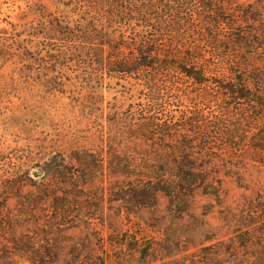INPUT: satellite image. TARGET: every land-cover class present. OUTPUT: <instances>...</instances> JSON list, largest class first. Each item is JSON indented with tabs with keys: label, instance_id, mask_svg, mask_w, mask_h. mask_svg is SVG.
<instances>
[{
	"label": "rangeland",
	"instance_id": "obj_1",
	"mask_svg": "<svg viewBox=\"0 0 264 264\" xmlns=\"http://www.w3.org/2000/svg\"><path fill=\"white\" fill-rule=\"evenodd\" d=\"M193 6L190 0L183 7V17L189 16ZM151 17L147 33L139 30L140 17L130 24L116 23L111 29L119 35L129 30L132 39L155 35L160 29L166 35L173 17L155 11ZM109 23L85 0H0V181L19 176L53 153L67 155L79 147L97 149L106 137L138 119L172 120V111L178 107L185 109L182 119L206 123L215 141L212 157H225L219 150L223 142L236 145L225 134L240 119L234 111L224 112L226 102L194 96L180 99L171 94L173 86L162 76L155 89H147L135 79H109L88 62L82 55L86 45L80 37L88 26L102 28ZM194 40L182 33L178 43L185 46ZM169 74L172 79L176 73ZM189 86L183 81L182 91ZM87 92L103 99H87ZM254 126L251 120L240 126L241 140L255 136ZM115 141L128 150L136 149L138 143L134 145L122 135L115 136ZM237 150L225 152L240 160L226 159L213 166L218 197L197 195L189 213L173 214L162 196L153 208L129 215L117 202L105 199L104 225L95 221L99 227L94 228L96 239L92 241L107 253V264H131L135 261L131 251L138 246L148 249V264H264V150H254L246 142ZM33 183L25 181L20 198L0 193V264H23L20 249L34 241L42 221L52 216L51 204L41 198ZM30 210L41 223L38 227L21 224L31 218L34 221L33 216L25 218ZM87 213L100 214L95 208ZM78 231L71 235L88 234L85 229ZM69 235L60 236L62 243ZM21 238L27 243L19 247L13 241ZM67 245L62 244L61 254L55 256L53 240L45 261L72 259Z\"/></svg>",
	"mask_w": 264,
	"mask_h": 264
},
{
	"label": "trees",
	"instance_id": "obj_2",
	"mask_svg": "<svg viewBox=\"0 0 264 264\" xmlns=\"http://www.w3.org/2000/svg\"><path fill=\"white\" fill-rule=\"evenodd\" d=\"M85 1L95 5L103 19L110 22L102 28L88 26L80 37L86 45L82 55L88 62L109 79H135L147 89H155L162 76L165 83L173 86L171 94L180 99L194 96L226 102L224 112L234 111L240 119L225 134L236 145L223 142L219 150L225 157H212L215 141L208 134L206 123L182 119L185 109L175 107L172 120L153 116L138 119L106 137L97 149L79 147L67 155L53 153L19 176L3 179L0 193L5 196L20 198L25 181L30 180L52 208V216L42 225L36 222L32 210L24 213L25 218L33 216L34 221L31 218L22 225L43 228L28 245L22 238L13 241L19 247L25 245L18 256L23 264H107V253L92 241L96 239L94 228L104 225L105 199L117 202L129 215L142 208H153L162 196L173 214L189 213L197 195L218 197L212 171L215 163L240 160L225 150L235 153L245 142L254 150H264V0H191L194 9L185 17L182 9L190 0ZM153 11L173 17L166 35L160 29L155 35L132 39L129 30L119 35L111 29L116 23L130 24L140 17L139 22L143 23L139 30L147 33L151 30L147 23L153 20ZM182 33L190 34L194 42L182 46L178 43ZM173 72L176 74L171 79L169 73ZM183 81L190 85L186 92L181 89ZM94 94L87 92V99H103ZM246 120L255 123L251 129L255 136L241 140L238 134ZM108 126H112L110 122ZM117 135L125 136L134 145L138 142L136 149L118 145ZM196 135L200 136L194 139ZM237 170L240 172L241 168ZM94 208L100 214L87 213ZM95 221H99V226ZM47 228L54 233L48 234ZM82 229L88 234L71 235ZM67 234L69 239L62 243L60 236ZM53 240L55 256L61 254L62 244H68V254L73 258L46 262L44 255L51 253ZM134 249L130 256L137 263L131 264L147 263L148 249Z\"/></svg>",
	"mask_w": 264,
	"mask_h": 264
}]
</instances>
